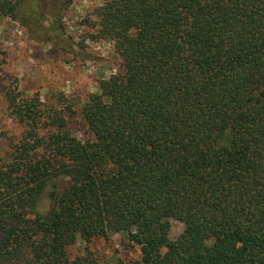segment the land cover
Returning <instances> with one entry per match:
<instances>
[{
	"label": "trees",
	"instance_id": "1",
	"mask_svg": "<svg viewBox=\"0 0 264 264\" xmlns=\"http://www.w3.org/2000/svg\"><path fill=\"white\" fill-rule=\"evenodd\" d=\"M72 3L0 16L59 48ZM82 22L119 69L79 108L7 92L0 264H100L68 247L115 232L140 256L102 264H264V0H107Z\"/></svg>",
	"mask_w": 264,
	"mask_h": 264
},
{
	"label": "rangeland",
	"instance_id": "2",
	"mask_svg": "<svg viewBox=\"0 0 264 264\" xmlns=\"http://www.w3.org/2000/svg\"><path fill=\"white\" fill-rule=\"evenodd\" d=\"M107 0H73L64 13L66 39L59 48L32 37L23 25L9 17L0 16V151L19 137V126L7 109L9 90L22 97H39L44 105L63 107L66 98L79 108L89 93L97 90L98 82L119 69V62L109 42L83 39L89 30L83 19L96 6ZM44 108V107H43ZM82 133L79 132V135ZM184 224L171 220L170 237L177 238ZM69 259H93L100 264L114 260L131 262L140 256L139 248L132 247L128 235L110 233L96 237L87 249L78 239L68 247ZM90 253V255L88 254ZM88 257V258H87Z\"/></svg>",
	"mask_w": 264,
	"mask_h": 264
}]
</instances>
